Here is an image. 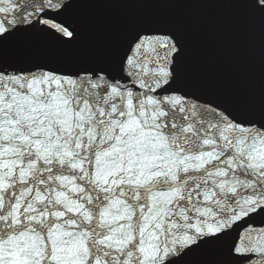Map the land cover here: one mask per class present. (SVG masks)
Masks as SVG:
<instances>
[{"label":"snow or ice","instance_id":"6c2138e0","mask_svg":"<svg viewBox=\"0 0 264 264\" xmlns=\"http://www.w3.org/2000/svg\"><path fill=\"white\" fill-rule=\"evenodd\" d=\"M264 0H0V264H264V71L188 66L182 28L86 42L74 9Z\"/></svg>","mask_w":264,"mask_h":264},{"label":"water","instance_id":"95a60500","mask_svg":"<svg viewBox=\"0 0 264 264\" xmlns=\"http://www.w3.org/2000/svg\"><path fill=\"white\" fill-rule=\"evenodd\" d=\"M86 23V42H114L128 24L160 20L179 25L188 66L221 87L255 92L264 71V40L222 5H109L74 9Z\"/></svg>","mask_w":264,"mask_h":264}]
</instances>
